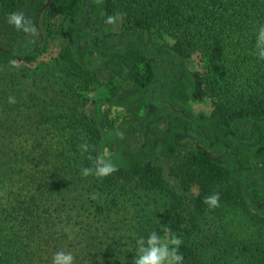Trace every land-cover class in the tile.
Here are the masks:
<instances>
[{
	"label": "trees",
	"instance_id": "16d2710c",
	"mask_svg": "<svg viewBox=\"0 0 264 264\" xmlns=\"http://www.w3.org/2000/svg\"><path fill=\"white\" fill-rule=\"evenodd\" d=\"M45 3L0 0V18L23 12L38 32L42 14L64 20L82 9V0H50L42 8ZM101 6L105 18L118 15L117 36L132 43L113 53L107 68L147 86L159 73L148 59L157 48L153 36H167L165 47L180 60L199 55L202 71L192 73V94L213 100L210 116L221 136L232 135L237 119L264 118V60L255 47L264 0H101ZM9 31L26 36L12 25ZM0 57L31 62L35 51L0 47ZM53 63L69 89L99 83L67 45ZM76 121L61 141L73 148L70 155L24 151L4 135L9 121L0 119V264H52L58 251L72 253L73 264H134L137 239L152 231L164 238L162 226L182 239L183 264H264V216L249 209L229 170L207 152L196 148L172 162L168 173L176 186L149 161L115 165L118 170L103 179L85 178L80 169L92 166L89 155H98L100 130L94 116L84 113ZM84 142L94 147L81 155ZM216 192L220 206L210 210L203 200ZM228 209L252 227L245 236L227 230Z\"/></svg>",
	"mask_w": 264,
	"mask_h": 264
},
{
	"label": "rangeland",
	"instance_id": "374dc122",
	"mask_svg": "<svg viewBox=\"0 0 264 264\" xmlns=\"http://www.w3.org/2000/svg\"><path fill=\"white\" fill-rule=\"evenodd\" d=\"M103 13L101 0H82L77 16L61 20L42 14L38 32L25 37L9 31L8 16L0 18V47L35 51L31 62L0 57V119L10 126L4 135L26 152L63 149L71 155L73 148L61 141L75 131L77 118L85 113L95 117L100 130L98 155L125 167L149 161L160 166L174 186L178 180L169 175V166L201 147L229 170L231 182L239 187L249 209L264 216V118L237 119L230 125L232 135L221 136L222 130L210 116L213 100L192 94V73L202 71L199 55L178 65L179 60L167 53L165 45L171 41L167 36H153L152 47L157 48L150 55L164 76L166 89L153 81L141 87L123 77L120 69L107 68L105 61L132 43L117 36L118 15L114 23H108ZM64 45L99 83L85 90L69 89L53 63ZM9 96L15 97V104L8 103ZM168 102L176 111L169 110ZM180 109L188 121L178 113ZM190 192L197 193L195 185ZM240 214L231 209L226 212L227 230L238 237L252 230Z\"/></svg>",
	"mask_w": 264,
	"mask_h": 264
},
{
	"label": "clouds",
	"instance_id": "9594fccd",
	"mask_svg": "<svg viewBox=\"0 0 264 264\" xmlns=\"http://www.w3.org/2000/svg\"><path fill=\"white\" fill-rule=\"evenodd\" d=\"M116 17H108V23H114ZM8 23L14 26L15 30L23 31L26 34L35 33L36 29L32 21L26 19L23 12H12L8 15ZM256 55L258 59L264 60V25L259 26L256 35ZM13 66L16 65L15 61H9ZM9 104H15V97H8ZM117 135L123 139V133L117 132ZM94 146L87 142L78 145L81 155L90 152ZM88 160L92 161V166L82 167L80 169L83 177L94 176L97 179H103L108 175L116 172L117 167L107 158L104 154L92 157L89 155ZM219 193H213L204 197L203 203L214 209L220 206ZM68 230L66 229V232ZM162 231L166 234L164 238L156 231L149 233L147 238L140 237L137 239V255L134 258V264H183V256L179 252L180 245L183 243L182 239L177 236H168L171 229L167 226H162ZM69 238L71 235L69 233ZM74 257L70 252L58 251L53 254L52 264H73Z\"/></svg>",
	"mask_w": 264,
	"mask_h": 264
},
{
	"label": "flooded vegetation",
	"instance_id": "af4514ba",
	"mask_svg": "<svg viewBox=\"0 0 264 264\" xmlns=\"http://www.w3.org/2000/svg\"><path fill=\"white\" fill-rule=\"evenodd\" d=\"M95 29H96V27H95ZM121 32V29H120V31H119V33ZM115 34L116 33H110V35L111 36H115ZM104 36V35H103ZM121 38V37H120ZM168 50V49H167ZM167 53H169L170 54V56H172V57H174V58H176V59H178L179 60V62H178V65H180L181 63H180V59L177 57V56H175L171 51H167ZM148 59L151 61V63H152V66L155 68V63L152 61V59H153V56L151 57V56H149L148 57ZM158 70H159V73H158V75L156 76V77H154V80H153V82H154V84H156L157 82L158 83H160L161 85H162V87L164 88V89H166V84H164L163 82H164V76H162V73H161V70L159 69V67H156ZM162 82V83H161ZM148 85V84H147ZM168 104V107H169V110L170 111H176V109H174L173 107H172V105H171V103H167ZM180 115H182L183 116V118H185L186 117V115H185V113L183 112V110H179V112H178ZM187 118V117H186ZM185 118V121H188L187 119ZM199 148H201V147H199ZM202 150H204L203 148H201Z\"/></svg>",
	"mask_w": 264,
	"mask_h": 264
},
{
	"label": "water",
	"instance_id": "95a60500",
	"mask_svg": "<svg viewBox=\"0 0 264 264\" xmlns=\"http://www.w3.org/2000/svg\"><path fill=\"white\" fill-rule=\"evenodd\" d=\"M50 0H46V3H48ZM46 3L42 6V8L46 5Z\"/></svg>",
	"mask_w": 264,
	"mask_h": 264
}]
</instances>
